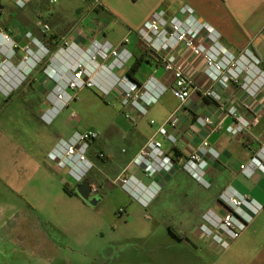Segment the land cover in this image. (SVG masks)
<instances>
[{"label":"rangeland","instance_id":"1","mask_svg":"<svg viewBox=\"0 0 264 264\" xmlns=\"http://www.w3.org/2000/svg\"><path fill=\"white\" fill-rule=\"evenodd\" d=\"M88 3V0H58L54 6L43 5L42 13L46 14L40 20L51 27L46 35L48 42H44L39 27L35 35L50 53L23 84L8 94L0 91V264H189L198 261L200 254L208 256L212 263L218 253L214 250L211 256L206 251L211 239L201 227L206 214L223 213L209 209L203 215L206 201L193 203L192 210L183 212L180 200L183 185L175 184L171 193L156 203L155 208L166 210L158 215L153 206L145 207L121 183L106 189L109 178L96 164L87 177L98 189L92 196L96 202L91 205L65 190L63 181L70 185L73 181L67 170L57 172L49 158L56 141L58 144L76 132L86 131L104 137L121 115V104L111 101L97 88H86L52 123L42 120L41 113L50 105L46 109L41 103L47 101L53 89L37 87L32 75L44 72L64 39L76 40L73 30L76 22L83 29L88 26L78 15ZM61 6L64 12H56ZM23 19L20 15L18 29L25 30ZM6 21L0 19V31L7 32ZM167 102L179 104L174 97ZM157 105L145 119L154 117ZM119 125L121 129L131 128ZM121 129L112 127L110 132L119 134ZM116 144L119 150L128 149L124 141L118 139ZM179 170L185 172L183 165ZM190 202L187 200V204ZM222 206L227 213L228 209ZM168 225L178 233H186L187 241L171 234ZM192 241L197 251L191 252Z\"/></svg>","mask_w":264,"mask_h":264},{"label":"built area","instance_id":"2","mask_svg":"<svg viewBox=\"0 0 264 264\" xmlns=\"http://www.w3.org/2000/svg\"><path fill=\"white\" fill-rule=\"evenodd\" d=\"M1 1V0H0ZM34 0H14L18 9H25ZM52 5L58 0H45ZM90 7L98 8L102 0H88ZM43 35H49V24H38ZM135 36L144 45L156 65L170 75L166 83L152 75L143 82L131 78L126 71L135 60L130 49L131 37ZM26 42L19 44L13 37L0 31V91L8 94L19 87L43 63L49 55L48 47L33 33L26 35ZM58 53L44 69L55 87L49 93V109L42 114V120L48 124L77 99L78 93L86 88H97L111 99L118 93L119 104L123 108L131 107L140 116L145 117L156 106L167 91L178 100V109L159 127L157 135L165 137L173 146L178 138L173 131L178 127L179 114L194 94L212 101L216 112L222 116L200 114L196 123L205 138L186 158L183 169L205 188H211L208 169L210 159H218L219 152L211 146L209 135L219 131L225 118H231L232 124L227 132L240 137L256 126L262 114L255 108L264 87V70L261 60L249 49L240 55L231 53L223 45V36L208 22L197 17L190 6H184L178 15H169L164 9L158 10L138 30H130L119 45L106 40H93L89 45H78L75 38L64 39ZM58 55L75 56L73 63L61 69L54 67ZM15 60L19 62L16 63ZM203 70L209 82L207 87L195 80V75ZM236 89L240 106L226 108L224 94ZM128 119L134 120L131 115ZM151 125L156 124L151 120ZM100 135L94 131L76 132L69 140L61 139L50 152L49 158L57 172L67 170L73 184H81L95 168L90 152ZM101 159L104 154H99ZM143 170L145 178L154 179L163 173L177 170V164L164 149V143L157 137L150 138L131 163ZM129 167L119 177L124 189L145 207L148 205V190L138 178L130 175ZM241 171L251 177L257 172L264 174V143L253 155L250 162L241 166ZM117 180V181H118ZM98 189L92 185V193ZM149 192V191H148ZM150 196V195H149ZM221 202L228 209L225 214H206L202 231L211 239V246L221 254L230 248L233 241L239 239L263 206L231 189L221 194ZM124 209L120 210L123 213ZM209 225L212 227L210 228Z\"/></svg>","mask_w":264,"mask_h":264},{"label":"crops","instance_id":"3","mask_svg":"<svg viewBox=\"0 0 264 264\" xmlns=\"http://www.w3.org/2000/svg\"><path fill=\"white\" fill-rule=\"evenodd\" d=\"M46 4L54 6L45 0H34L25 9H18L14 0H1L0 19L7 20L4 26L7 33L19 43H25L27 33L31 32L34 35L37 33L38 24L42 22L40 18L46 14V12L42 13V6ZM88 5L85 9H80L78 13L82 22L88 23V26L83 29L78 22L73 26L74 33L77 35L75 42L78 45H89L95 39L106 40L114 45H119L130 30H138L156 11L164 9L173 16L178 15L184 6H190L199 19L208 22L221 33L223 45L231 53L240 55L249 48L261 60V68L264 70V0H102V5L98 8L90 7V3ZM60 8L61 10H56V12H64V7L61 6ZM27 10H31V12L26 13ZM20 15L24 16L25 30L18 29L21 27ZM130 49L135 56L133 64L137 60L141 61L139 70L135 74L136 81L143 82L154 75L163 82H170V75L156 65L144 45L135 36L131 37ZM75 59L74 55L72 57L58 55L53 65L56 69H61L67 64L73 63ZM15 62L18 63L19 61L15 60ZM130 68L118 72V75L128 73ZM32 76H35L32 80L37 87L46 86L50 90L55 87V82L49 79L44 72ZM195 80L204 87L209 85L202 69L196 73ZM236 92L237 90L233 88L224 94L226 108L240 106ZM170 97L174 96L170 91H167L161 98L159 106L157 105L153 113L154 117L151 119H145L149 114L142 117L133 108L122 107L121 115L109 126V131L104 137L100 136L95 141L90 152V158L94 161L95 166L97 164L103 169L104 175L109 178L105 188L113 189L117 183H121L118 180L119 177L123 176L124 171L130 166V175H134L148 187V190L142 192V195L147 194V207H154L162 196L169 195L175 184L183 185L184 188L180 194L183 212L192 210L193 203L206 201L203 215L209 209L225 214L226 210L219 199L227 189L248 197L262 205L263 209L254 217L241 237L233 241L228 250L218 255L215 254V260L212 263L208 261V256L200 254L198 261L189 264H264V174L257 172L249 177L241 171V166L249 163L264 143V87L257 100L254 101L256 110L262 114L256 126L240 137H233L227 132V128L233 121L231 118H225L221 129L209 135L211 146L220 154L218 159H210L208 169L209 179L212 183L210 190L199 184L185 170L183 172L179 169L188 155L206 137L196 123L197 116L209 114L217 116L219 119L222 115L216 112V106L212 101L202 98L200 94H194L179 114L178 127L173 131L178 138V143L173 146L165 137L157 135L159 127L179 107V104H168L167 100ZM117 98L118 93H115L110 100L119 103ZM41 104L46 109L49 107L48 101ZM128 115H131L134 120L128 119ZM151 120H155L156 124L151 125ZM119 124H125L131 128L129 130L121 129ZM112 127L115 130L121 129V133H111ZM152 137H157L163 141L165 151L176 161L177 170L165 172L154 179H148L145 178L141 168L132 166L131 163ZM118 139L127 143V150L117 148ZM55 145H57V141ZM101 153L105 155V158L99 157ZM100 168L98 170L102 172ZM66 182L63 181L64 184ZM75 197L83 200L79 196ZM187 200H192V203L187 204ZM154 210L158 215L166 211L162 207H154ZM167 228L171 234L177 236L178 232L172 226L168 225ZM179 234L181 240L187 241L186 233L179 232ZM196 238L199 242L202 241L199 236ZM189 243L192 246L190 247L191 252L197 251L196 243ZM206 251L214 256V249L210 244H207Z\"/></svg>","mask_w":264,"mask_h":264},{"label":"water","instance_id":"4","mask_svg":"<svg viewBox=\"0 0 264 264\" xmlns=\"http://www.w3.org/2000/svg\"><path fill=\"white\" fill-rule=\"evenodd\" d=\"M1 105V103H0ZM77 194L81 197L86 203L88 204H95L96 200L92 199V185L90 184L89 180H84L81 184L77 187Z\"/></svg>","mask_w":264,"mask_h":264},{"label":"trees","instance_id":"5","mask_svg":"<svg viewBox=\"0 0 264 264\" xmlns=\"http://www.w3.org/2000/svg\"><path fill=\"white\" fill-rule=\"evenodd\" d=\"M43 40H44V42H48V40H47V36L46 35H44L43 36ZM141 61L139 60H137L133 65H132V67L130 68V70H129V72H128V74H129V76L131 77V78H133L134 80H136V78H135V74H136V72L139 70V67H140V63ZM78 185L79 184H76V185H70L68 182H66L65 184H64V188H65V190L69 193V194H71V195H75V196H78V194H77V187H78ZM177 236H179V237H181V235L179 234H177Z\"/></svg>","mask_w":264,"mask_h":264}]
</instances>
